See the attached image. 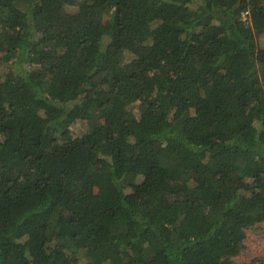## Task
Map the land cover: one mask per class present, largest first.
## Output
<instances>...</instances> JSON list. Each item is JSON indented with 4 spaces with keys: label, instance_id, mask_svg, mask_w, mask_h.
<instances>
[{
    "label": "trees",
    "instance_id": "trees-1",
    "mask_svg": "<svg viewBox=\"0 0 264 264\" xmlns=\"http://www.w3.org/2000/svg\"><path fill=\"white\" fill-rule=\"evenodd\" d=\"M263 222L264 0H0V264H264Z\"/></svg>",
    "mask_w": 264,
    "mask_h": 264
},
{
    "label": "rangeland",
    "instance_id": "rangeland-1",
    "mask_svg": "<svg viewBox=\"0 0 264 264\" xmlns=\"http://www.w3.org/2000/svg\"><path fill=\"white\" fill-rule=\"evenodd\" d=\"M77 132L82 131L80 124L74 126ZM256 230H250L246 239V249L237 257L235 262L251 261L254 258L264 256V222L260 223Z\"/></svg>",
    "mask_w": 264,
    "mask_h": 264
}]
</instances>
